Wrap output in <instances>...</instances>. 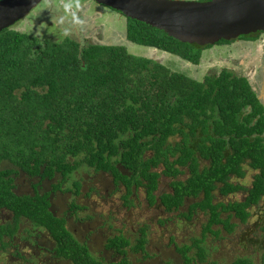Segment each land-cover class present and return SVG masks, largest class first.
I'll return each mask as SVG.
<instances>
[{
  "label": "trees",
  "instance_id": "16d2710c",
  "mask_svg": "<svg viewBox=\"0 0 264 264\" xmlns=\"http://www.w3.org/2000/svg\"><path fill=\"white\" fill-rule=\"evenodd\" d=\"M125 19L127 40L191 64H199L202 50L212 46L181 42L147 23ZM81 166L108 173L115 191L124 188V206L144 188L150 207L160 205L190 221L204 213L202 238L192 246L174 243V249L185 264L206 262L199 242L246 227L255 214L251 209L264 198V103L247 77L228 68L199 80L132 54L123 44H83L69 35L40 39L12 26L3 29L0 209L11 218L0 222V252L12 244L23 219L29 223L24 230L33 232L24 238L46 230L60 256L74 264H104L76 239L67 226V212L56 214L50 200ZM245 166L255 171L250 185L238 181L246 177ZM21 173L35 180L32 194L18 188L15 181ZM162 178L170 180V189L159 190ZM54 179L51 190L40 191ZM73 186L79 194L81 181L74 180ZM237 193L245 195L242 200H217ZM258 228L262 237L264 222ZM147 229H140L134 249L143 247ZM129 243L117 235L106 246L119 250ZM194 246L198 252L191 257ZM259 260L264 264V252ZM246 263L238 257L231 264Z\"/></svg>",
  "mask_w": 264,
  "mask_h": 264
},
{
  "label": "rangeland",
  "instance_id": "374dc122",
  "mask_svg": "<svg viewBox=\"0 0 264 264\" xmlns=\"http://www.w3.org/2000/svg\"><path fill=\"white\" fill-rule=\"evenodd\" d=\"M12 28L33 32L40 39L59 40L65 35H69L81 42L123 44L132 54L156 59L171 70L182 72L199 80L206 73L228 68L247 77L255 91L263 98L261 94L263 80L257 74L260 67L264 70V33L259 40L251 41V51L246 46L247 41L241 42L243 45L239 44L235 49L233 45L228 43H219L205 48L202 50L199 64L195 65L174 54L127 40L125 17L116 10L100 5L94 0H43L27 16L17 21ZM171 140H175V138H171ZM245 168L247 169L246 177L238 181L244 185H250L255 171L248 169L247 166ZM180 177L185 178V176ZM27 178H29L27 175L21 173L15 182L23 192L30 191L32 194L31 181L35 180L30 178L28 180ZM74 180H79L82 183L79 194H75ZM56 181L57 179L46 181L40 191L44 193L51 190L52 182ZM167 181L170 180L168 178L160 179V191L161 189H170L166 184ZM120 188V191H115L116 187L108 173L94 172L92 169L81 166L68 181L62 184L63 191L61 190L60 193L53 192L52 197L60 196L58 199L63 197L65 205H75L73 209L68 208L70 209L68 211L65 209L56 211L64 214L67 212V226L72 231L75 230L74 224L76 222L75 227H77V232L80 235L78 238L82 243V235L92 231L94 238L92 237L93 239L89 242L91 252L93 249V252L98 255L99 250L104 248L107 240L117 235H123L129 239L130 244L127 249H131L137 245L140 229L147 227L146 235L149 242L145 244V249L136 248V252L135 250L132 251L136 262H144V255L148 253L158 259H164L165 263L160 264H167L166 262L169 260L171 264H185V258L174 249V243L180 247L183 245L192 246L196 239L202 238V227L206 223L204 213H198L197 217L190 221L179 217L177 211L165 212L160 205L150 207L146 202L144 188H139L137 192L132 194L129 198L132 204L124 206V200L121 198L124 188ZM155 193L159 195L161 192L156 191ZM244 196V194L237 193L227 197H217V200L220 199L224 202L239 201ZM188 203H190L189 200L185 206ZM251 211L255 214L250 218L246 227L239 226L233 233H224L222 237L218 238L212 235L207 236L205 241L199 242V246L205 250L207 261L198 264H210L213 261L218 264H231L238 257L246 258L250 264H260L259 258L264 252V235L261 237L263 231L258 227L264 222V198L259 202V206L252 208ZM4 218L5 220L9 219L10 213L0 209V222L4 221ZM103 220H108L106 225L103 224ZM20 222V231L15 234L16 238L12 240V246L21 243L20 250H25L24 253L35 254L37 252L39 263L44 264L46 256L49 255L48 250L45 251V249L53 242L50 235L47 234L46 230L41 232L43 234L39 232V240L42 243H37L40 246L38 250H35L37 247L36 244L32 243V239L28 241H31L30 243L34 245V248L23 246L26 241L24 237L32 231L24 230L29 223L27 224L23 219ZM252 222L257 225L254 226ZM118 229L121 230L118 232ZM252 233H254L255 238H251ZM197 252V246L189 250L191 257H195ZM95 257L100 259V254ZM22 263L23 261H11L7 250L0 254V264ZM154 264L158 263L155 262Z\"/></svg>",
  "mask_w": 264,
  "mask_h": 264
},
{
  "label": "water",
  "instance_id": "95a60500",
  "mask_svg": "<svg viewBox=\"0 0 264 264\" xmlns=\"http://www.w3.org/2000/svg\"><path fill=\"white\" fill-rule=\"evenodd\" d=\"M43 0H0V32ZM175 39L213 45L264 31V0H94Z\"/></svg>",
  "mask_w": 264,
  "mask_h": 264
},
{
  "label": "flooded vegetation",
  "instance_id": "af4514ba",
  "mask_svg": "<svg viewBox=\"0 0 264 264\" xmlns=\"http://www.w3.org/2000/svg\"><path fill=\"white\" fill-rule=\"evenodd\" d=\"M101 5V4H100ZM121 15V14H120ZM121 16H123V15H121ZM125 17V16H124ZM264 33V31H258V32H255V33H251V34H248V35H242V36H239L238 38H235V39H232V40H229V42H228V44H231V45H233V48L235 49V48H237L238 47V45L239 44H241V42H243V41H247L245 44H246V46L249 48V51H251V41L252 40H259L260 39V37H261V35ZM250 35H253V36H255V38H248V37H243V36H250ZM78 40V39H77ZM79 42H81V41H79ZM81 43H86V42H81ZM216 44H219V42H217V43H215V44H213V45H216ZM220 44H226V43H220ZM244 44V45H245ZM212 45V46H213ZM241 45H243V44H241ZM211 46V47H212ZM229 47V46H228ZM258 77L260 78H262V83H263V88H262V91H261V94H262V96H263V98L258 94V97L262 100V102L264 103V70H262V67H260L259 68V72H258ZM257 77V78H258ZM251 84V83H250ZM251 86H252V84H251ZM254 89V88H253ZM255 90V89H254ZM60 196H58V197H52V195H51V197H50V200L52 201V206L55 208V212H56V214H58V215H64V213L63 212H57V211H60V210H63V209H65V211H67V210H69L68 208H69V206L68 205H65L64 204V199H63V197L62 198H60V199H58ZM57 210V211H56ZM10 218H11V215H10ZM67 219V218H66ZM5 220V219H4ZM67 223H68V220H67ZM89 225V224H88ZM69 226H71L70 224H69ZM76 226V222H75V224H74V228H75V230L73 229V231H72V229L71 228H69L71 231H72V233L74 234V236L76 237V239H78L79 240V238L78 237H80V235L78 234V229H77V227H75ZM87 227V226H86ZM92 231H88L87 232V234L86 235H82V239H83V243L84 244H86L87 245V248H88V250L90 251V253L91 254H93L94 256H98L99 254H100V259L99 260H101V261H104V264H106V263H117V262H119L120 260H126V262H128L129 264H154L155 262H157L158 264H160V263H165L164 262V259L163 260H161V259H158V258H156V256H154V255H149L148 253H146L145 255H144V258H143V260H144V262H142V261H139V263L138 262H136V260L134 259V257H133V252L132 251H134L135 249L133 248V247H131V249H127V246L130 244H128L124 249H119V250H115L114 248H110V247H107L106 246V244H107V242H106V244L104 245V248H102V249H100L99 250V253H98V255H97V253H94L93 252V249H92V252H91V249H90V244H89V242L94 238L93 236H90V233H91ZM41 233V232H40ZM39 233V234H40ZM39 234H33L31 237H30V239H32V243H34V244H36V247H37V249H35V250H38V249H40V246H39V244H37L38 242H41L40 240H39V237H40V235ZM41 234H43V233H41ZM139 235L140 236H142L141 235V233H139ZM89 236V237H88ZM93 237V238H92ZM14 238H16V237H14ZM50 238L52 239V243H51V245L47 248V249H45V251L46 250H48V253H49V255H47L46 256V261L44 260V264H65V263H67V262H69L70 264H74L73 263V260H71L70 258L68 259V258H65V257H63V256H60L59 254H58V249H57V247H58V244H57V242L50 236ZM140 238V237H139ZM26 241H25V243H24V245L23 246H26V247H30V248H34V245L32 244V243H30L31 241H28V240H30V239H26V238H24ZM80 241V240H79ZM81 242V241H80ZM147 242H149V239H147L146 240V242L144 243V245H143V247L142 248H140V249H145V244L147 243ZM42 243V242H41ZM54 243V244H53ZM82 243V242H81ZM55 245V246H54ZM22 245H21V243H19L18 245H15V246H12V244L8 247V249H7V251H8V255H9V259H11V261L12 260H15V262L16 261H20V262H22L23 261V263L22 264H41V263H39V257L37 256V252H35V254H33V253H24V251L25 250H20V247H21ZM136 246V245H135ZM134 246V247H135ZM133 248V249H132ZM140 249H138V250H140ZM161 250V249H160ZM159 250V251H160ZM102 251V252H101ZM137 250H135V252H136ZM130 252H132V254H130ZM2 252H0V254H1ZM141 260V259H140ZM61 262V263H60ZM167 263V262H166ZM247 264V263H246Z\"/></svg>",
  "mask_w": 264,
  "mask_h": 264
}]
</instances>
